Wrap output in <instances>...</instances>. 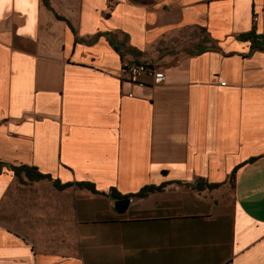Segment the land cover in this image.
Here are the masks:
<instances>
[{"label": "crops", "instance_id": "crops-1", "mask_svg": "<svg viewBox=\"0 0 264 264\" xmlns=\"http://www.w3.org/2000/svg\"><path fill=\"white\" fill-rule=\"evenodd\" d=\"M47 1L0 0V264H264V0Z\"/></svg>", "mask_w": 264, "mask_h": 264}, {"label": "trees", "instance_id": "trees-1", "mask_svg": "<svg viewBox=\"0 0 264 264\" xmlns=\"http://www.w3.org/2000/svg\"><path fill=\"white\" fill-rule=\"evenodd\" d=\"M44 3L48 4L47 0H43ZM237 37L241 40H248L249 45H248V50L247 52H250L254 49H261L263 48V42H264V34L262 33H256L254 30L253 25L251 27L243 32H240L237 34ZM1 164V162H0ZM9 167H11L14 171V173L17 176L24 175L28 179H37V178H50L49 174L47 173H42L38 171L35 167L29 166L26 164H19V165H13V164H8ZM52 184H54L56 187H65L68 185H73L77 187H85L91 191H97L96 188L94 187V184L88 180H75V181H66V182H59L57 179H51ZM187 184H190L193 187H200L202 184H206L205 180L203 178L198 177L196 178L193 182H185ZM213 185V184H209ZM160 186H154V185H144L141 188L138 189L136 194H143L147 190H151L154 188H159ZM112 200V204L115 210L121 211L123 210L127 204H128V197L129 195L134 194L133 192H128V193H120L118 190H116L113 186H110L107 191L105 192Z\"/></svg>", "mask_w": 264, "mask_h": 264}, {"label": "built area", "instance_id": "built-area-1", "mask_svg": "<svg viewBox=\"0 0 264 264\" xmlns=\"http://www.w3.org/2000/svg\"><path fill=\"white\" fill-rule=\"evenodd\" d=\"M138 74H147L153 81L162 80L164 77L162 68L152 61L136 60L122 62L119 71L121 78L133 79ZM220 83L223 82L221 81ZM130 199L131 197H128V201Z\"/></svg>", "mask_w": 264, "mask_h": 264}, {"label": "rangeland", "instance_id": "rangeland-1", "mask_svg": "<svg viewBox=\"0 0 264 264\" xmlns=\"http://www.w3.org/2000/svg\"><path fill=\"white\" fill-rule=\"evenodd\" d=\"M41 184V183H40ZM40 184H36V185H33V186H24L22 187V191L23 192H43V193H48L47 190H45V186L44 185H40Z\"/></svg>", "mask_w": 264, "mask_h": 264}]
</instances>
